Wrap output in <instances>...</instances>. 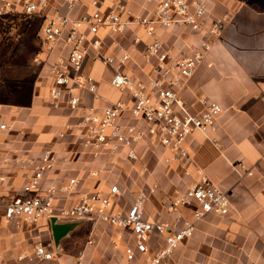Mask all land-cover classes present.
Masks as SVG:
<instances>
[{
  "label": "crops",
  "instance_id": "crops-1",
  "mask_svg": "<svg viewBox=\"0 0 264 264\" xmlns=\"http://www.w3.org/2000/svg\"><path fill=\"white\" fill-rule=\"evenodd\" d=\"M90 3L91 0H86L78 12L91 11ZM131 7L143 14L145 0H134ZM227 13L232 17L223 35L183 87L180 97L189 111L198 116L205 113L200 104L203 98L222 106L216 118L217 130L207 135L192 134L187 147L195 165L228 192L232 208L225 216L207 215L197 224L194 236L165 264H264V0H217L209 4L210 19ZM137 35L151 42L141 29L124 35L102 30L98 38L105 55L118 56L117 44L129 52L137 48L126 71L146 80L150 72V66L143 60L146 45L134 43ZM160 38L175 55L189 53L199 43L197 34L184 29L161 32ZM64 53L66 49H56L51 61ZM32 62V68L17 84L0 88V177L5 179L0 186V201L23 194L29 182L32 166L23 170L18 161L39 159L50 149L57 153V162L46 174L38 193L59 188L73 178L81 182L72 194L56 196L57 207H71L85 193L108 194L114 184L121 189V196L116 199L118 210L127 211L137 195L144 192L148 221L180 226L184 219L192 217L195 207L171 211L169 203L177 192H185L197 176L192 169L191 176H187L183 167L166 165L167 152L157 138L150 136L137 146L138 159L132 161L124 149L117 154L95 156L82 146L77 130L67 132L62 139L58 137L66 124H78L84 108L103 109L117 101L132 106L131 95L112 87L115 73L112 67L89 57L84 71L96 79L97 93L84 92L79 110H71L67 104L55 110L49 102L50 68L36 65L34 59ZM124 121L135 122L130 110ZM2 125L6 129H1ZM237 171L246 175L241 177ZM126 199L130 200V206L124 204ZM121 232L125 234L124 240L119 239ZM90 240L92 245L88 244ZM41 244L48 246L57 258L52 261L33 258V249ZM164 245L163 238L153 237L149 255ZM128 247L136 248L130 230L82 222L72 227L61 243L63 252H59L50 220L18 228L0 219V264H78L81 256L85 264H146L149 255L139 252L134 261H129ZM23 254L30 257L20 260Z\"/></svg>",
  "mask_w": 264,
  "mask_h": 264
},
{
  "label": "built area",
  "instance_id": "built-area-1",
  "mask_svg": "<svg viewBox=\"0 0 264 264\" xmlns=\"http://www.w3.org/2000/svg\"><path fill=\"white\" fill-rule=\"evenodd\" d=\"M134 0H115L109 7L106 0H91V11L79 13L86 0H0V26L18 17H39L42 19V49L34 58L36 65L50 68L52 85L49 102L53 109L60 110L64 104L71 110H79L83 104V93H97L96 79L86 73L89 57L110 66L115 73L111 85L121 94H129L133 104L129 108L123 101H117L103 109L84 108L78 124H66L58 134L64 138L69 131L77 130L82 146L95 156L117 154L127 151V158L138 159L136 147L152 136L159 140L167 152L166 165L177 164L191 176L194 170L197 179L185 192H177L169 203L171 211L181 207H195L192 217L184 219L182 225L146 219V194L140 192L127 211L118 210L116 199L121 196L118 185L102 192L85 193L80 202L71 207H57L58 194L70 195L77 191L80 180L73 178L59 188H49L38 193L42 182L57 162V153L45 150L39 159L19 160L23 170L32 166L29 182L23 194L8 201H0V219L6 224L35 225L40 220L54 217L94 218L96 222L122 230H130L136 240V248L128 247L126 255L134 261L137 252L149 255L153 237L164 239L165 245L149 255L146 264H165L175 251L194 236L197 224L209 214L228 215L232 203L228 192L217 186L210 177L195 165L187 147L188 138L201 132L216 131V118L222 110L221 104L207 98L200 100L205 109L201 116L192 114L180 97V92L190 81L199 66L213 50L216 40L221 38L231 14L210 19L209 4L217 0H145V13L135 12ZM141 29L151 40L146 42L135 36V44H145L143 60L150 66L148 79L140 80L126 71L133 52L117 44L118 56L105 55L101 40L102 30L111 34L124 35L130 30ZM184 29L199 36V43L191 52L175 55L168 50L160 38L161 32ZM92 36V37H90ZM66 49V53L51 61L54 51ZM130 110L135 122H125V113ZM1 129H6L5 125ZM241 177L242 174L237 171ZM93 173V176H97ZM247 175H251L247 172ZM0 177V186L4 182ZM35 193H38L34 195ZM89 245L93 244L90 240ZM48 246L34 248L33 258L52 261L57 258ZM23 254L20 260L29 258ZM78 264H85L80 257Z\"/></svg>",
  "mask_w": 264,
  "mask_h": 264
},
{
  "label": "rangeland",
  "instance_id": "rangeland-1",
  "mask_svg": "<svg viewBox=\"0 0 264 264\" xmlns=\"http://www.w3.org/2000/svg\"><path fill=\"white\" fill-rule=\"evenodd\" d=\"M114 2L115 0H108L109 7ZM42 37V19L39 17L13 18L6 25L0 26V88L17 84L26 71L32 68V60L42 46ZM129 199L124 204L130 206ZM119 239H125L124 232L119 234ZM118 245L119 243H114L115 248Z\"/></svg>",
  "mask_w": 264,
  "mask_h": 264
},
{
  "label": "water",
  "instance_id": "water-1",
  "mask_svg": "<svg viewBox=\"0 0 264 264\" xmlns=\"http://www.w3.org/2000/svg\"><path fill=\"white\" fill-rule=\"evenodd\" d=\"M50 221L52 223L54 239L59 252H63V250H61L60 248L61 243L63 240L68 238V233L70 232V230L74 225H77L78 223H82V222H89V223L91 222L93 225L96 223V219L94 218L62 219V218L54 217Z\"/></svg>",
  "mask_w": 264,
  "mask_h": 264
}]
</instances>
